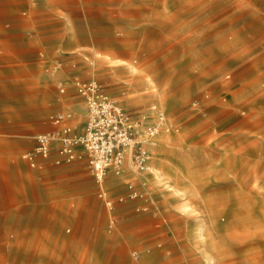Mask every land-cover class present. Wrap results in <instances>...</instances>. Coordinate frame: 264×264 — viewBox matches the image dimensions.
I'll return each instance as SVG.
<instances>
[{"label":"rangeland","instance_id":"374dc122","mask_svg":"<svg viewBox=\"0 0 264 264\" xmlns=\"http://www.w3.org/2000/svg\"><path fill=\"white\" fill-rule=\"evenodd\" d=\"M41 2L0 7V48L30 55L25 73L0 71V143L24 121L31 146L62 107L84 123L76 92L45 85L40 51L72 53L144 128L159 111L172 128L147 172L108 175L111 209L84 168L0 189V264H264V0ZM141 181L151 197L120 200Z\"/></svg>","mask_w":264,"mask_h":264},{"label":"built area","instance_id":"2783aa9c","mask_svg":"<svg viewBox=\"0 0 264 264\" xmlns=\"http://www.w3.org/2000/svg\"><path fill=\"white\" fill-rule=\"evenodd\" d=\"M58 62L53 72L62 68ZM72 84L76 94L83 100L86 113L81 128L70 123L73 118L71 111H60L51 116L57 129L38 134L33 148L25 154L33 167H40L39 158H49L56 151L55 162H72L85 159L87 167L95 182L99 185V196L108 208H113L115 201L108 195L104 181L109 174L120 175L130 160L131 166L138 173L149 170L151 159L150 146L162 129L171 130L164 112H158L154 124L142 126V121L132 118L127 110L117 104L113 97L96 79H82L70 75V79H60L58 88L66 92ZM152 193L146 183L141 181L137 186L134 182L128 184V192L120 196L127 198L148 199Z\"/></svg>","mask_w":264,"mask_h":264},{"label":"crops","instance_id":"0c3cea01","mask_svg":"<svg viewBox=\"0 0 264 264\" xmlns=\"http://www.w3.org/2000/svg\"><path fill=\"white\" fill-rule=\"evenodd\" d=\"M60 0H42V5L50 6L55 5ZM27 2V0H0V7L2 6H16V5H24V3ZM24 18V17H23ZM47 19L52 18V16L47 15ZM42 20L45 19L42 17ZM47 32V31H46ZM4 49L0 48V71H10L11 74L18 75V71L21 69L23 73L25 71L29 70L30 68V55L28 53V50H24L21 57V63L18 62V57L16 55H11L10 52L3 51ZM53 55L46 54L44 51H40V59L42 60L41 64L44 65V69L46 71V75L44 77L45 85L48 84V82H52L56 85L57 91L60 95H63L65 93H68L69 90H73L75 92L74 87L72 84L68 85V88L66 92L61 93L58 88V81L60 79H70V75L79 76L82 79H88L84 78L80 74V60L73 56L72 53L68 51H62L59 50L58 53L55 50H52L51 52ZM62 62V68L59 69L56 72H53V67L58 63ZM52 83V84H53ZM46 91V89H45ZM47 94L44 92L39 97L40 102V108L43 110L45 107L43 105L44 102L47 101ZM2 99H5V97H2ZM60 97H56V100L60 102ZM24 100H26V106H23V111L27 110L26 115L29 116V109H30V94H26L24 97ZM84 103V102H83ZM60 111H69L66 110L64 107L53 111L50 113L49 118L51 120V116L57 112ZM40 112V111H39ZM86 113V107L84 104V115ZM19 115L12 116L13 118L17 117ZM85 117V116H84ZM15 121H13V124L9 126V133L12 134H22L24 136L23 139H15V138H8L7 141H3L0 143V189H10L14 187L15 183H25V188L29 190L30 188V181H29V175L33 171L34 175L37 178H42L46 169L49 167V164L52 165H58L55 166L54 170L62 171V170H68V169H80L84 168L89 171L86 160L85 159H77L72 162H63L61 164H57L55 162V158L57 156L56 151L51 155V157L43 159L39 158L38 163L40 164V167H33L31 165V162L29 159L25 157V154L29 152L34 144L35 141L31 146H28V143L25 139V136L27 134L29 135V125L28 123L22 122V126H16ZM53 128L49 131L41 132L47 133L51 132L55 129H57V126L52 122ZM70 123L73 125V118L70 120ZM74 126V125H73ZM38 134H36L34 137H36ZM63 166V167H60ZM50 168V167H49ZM51 169V168H50ZM147 172V171H146ZM91 174V172L89 171ZM91 177L93 178L92 174ZM94 179V178H93Z\"/></svg>","mask_w":264,"mask_h":264},{"label":"bare ground","instance_id":"6f19581e","mask_svg":"<svg viewBox=\"0 0 264 264\" xmlns=\"http://www.w3.org/2000/svg\"><path fill=\"white\" fill-rule=\"evenodd\" d=\"M162 138H163V137H162ZM166 139H167V138H166ZM159 168H160V167H159ZM151 171H152V170H151ZM156 172H158V171L156 170ZM154 178H155V177H154ZM154 178H153V179H154Z\"/></svg>","mask_w":264,"mask_h":264}]
</instances>
